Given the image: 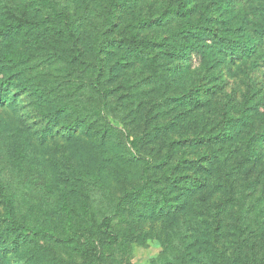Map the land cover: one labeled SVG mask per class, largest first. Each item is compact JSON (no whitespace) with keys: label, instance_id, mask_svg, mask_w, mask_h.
I'll return each instance as SVG.
<instances>
[{"label":"rangeland","instance_id":"1","mask_svg":"<svg viewBox=\"0 0 264 264\" xmlns=\"http://www.w3.org/2000/svg\"><path fill=\"white\" fill-rule=\"evenodd\" d=\"M104 1L0 0V25L20 20L24 26L21 35H13L2 46L26 51L28 57L25 77L13 71L7 82L11 70L5 66V54L0 56L4 97L0 104V180L14 215L58 230L67 228L60 211L71 206L79 234L74 241L76 249H72L74 264L84 260L160 264L162 222L141 221L128 200L113 220L112 228L120 239L117 244L105 240V215L125 190L139 181L134 165L121 167L113 155L106 159L101 133L100 139L93 131L83 133L90 121L83 106H102L100 117L89 122L90 130H111L103 136L111 146L126 150L128 140L138 137L141 156L153 161L164 155L172 158L175 168H156L155 180H163L164 175L207 178L210 185L194 195V206L182 218L214 230L221 226L223 249L235 248L239 257L249 251L248 244L258 252L264 246L255 227L256 216L261 214L264 219V46L253 59L237 65H203L195 56L189 70L175 75L167 69L177 61L167 53L173 52V47L166 43L171 42L169 32L176 20L137 33L140 39L154 41L150 54L154 62L129 55L121 40L126 35L132 37L128 23L135 16L158 17L173 9L177 0H114L118 19L111 31L114 45L102 61L101 70L106 75L101 77V86L108 93L101 97L90 84L94 68L88 63L96 61L97 39L107 13ZM220 2L223 12L232 11L235 21H246L252 30L264 19V0H189L190 17L225 31L228 16H220ZM235 4L240 6L233 11ZM35 80L45 88L43 99L32 87ZM187 94L202 98L204 106L198 108L188 101L178 105L177 98ZM62 106L65 109L58 113L56 109ZM245 107L251 123L247 126L238 121L231 129L233 139L225 137L227 119L242 117ZM47 109L55 113L50 115L53 111ZM77 124V133L71 137L59 134L66 131L64 126L74 128ZM47 126L54 128V136L44 137ZM212 133L218 134L215 143L207 139ZM248 138L253 142L249 149L245 145ZM69 172L75 173L73 189L62 186ZM3 200L0 194L1 211ZM92 230L101 232L102 238ZM90 236L92 241L87 245L85 240ZM41 244V260L69 250L66 246L51 247L44 240ZM261 257L264 254L259 251L257 259ZM0 264L8 263L0 259Z\"/></svg>","mask_w":264,"mask_h":264},{"label":"trees","instance_id":"2","mask_svg":"<svg viewBox=\"0 0 264 264\" xmlns=\"http://www.w3.org/2000/svg\"><path fill=\"white\" fill-rule=\"evenodd\" d=\"M105 9L107 13L104 16V27L101 30L99 36L97 48H96V61L88 63L90 67L94 68L93 80L90 83L97 93H102L101 97H104V92L108 93L106 87L101 86L103 83L101 77L106 75L102 72L103 63L102 61L106 57V53L111 52V31L115 27L118 16L117 7L118 4L114 0H105ZM103 2V5L105 3ZM219 3V2H217ZM221 3V2H220ZM189 0H177L175 7L170 9L168 12L161 14L158 17H147L142 15L135 16L129 21L128 27L130 33L133 32L132 37L126 35L121 40L123 48L129 55H133L139 60L146 62H154L150 54L155 49L154 41L147 40L142 37L138 38L139 31L147 27L152 26H164L170 24L171 20H176V25L169 32V38L171 42L166 43L167 46H172L173 52H167L173 59L177 61L175 66L167 69L175 73V75H181L186 70H189L193 65L194 57H198L200 64L203 65H214V64H229L237 65L246 63L248 60L253 59L260 49L264 46V19L259 23L258 27L253 30L248 27L246 21H235V14L230 11L229 14L222 11V3L219 13L221 17L228 18L225 20L228 28L224 31L223 28L216 29L214 26L208 25L207 22L194 21L190 17L191 9L188 8ZM234 5V4H233ZM240 4H235V7ZM224 19V18H223ZM138 29V30H136ZM24 31L23 23L19 21H4L0 25V56L5 54L4 61L6 67H9L11 73L7 76L12 79L13 71L21 74L22 78L25 75L24 63L26 62L27 53L26 51H17L12 49H6L2 46L3 42L13 35H21ZM254 34L259 35L260 39L256 38ZM171 47V48H172ZM129 51V52H128ZM105 54V55H104ZM162 57V56H161ZM26 58V59H25ZM1 60V57H0ZM161 61V60H160ZM171 65V64H170ZM0 65V69H1ZM97 68V69H96ZM11 80L7 81L10 82ZM6 83V81H1ZM99 83L100 86H96L94 83ZM35 93L40 98H44L43 94L45 88L35 80L32 85ZM186 101L190 102V105L201 107L204 106V101L199 96L192 94L182 95L177 98L178 105H186ZM4 102V97L0 91V104ZM90 117V121H87L88 128L85 132L93 131L95 135L100 139L99 134L101 133V149L104 152L103 155H107L106 159H110V155L118 158L119 165L123 167H136V174L138 176V184L134 185L131 189L125 190L122 198L112 206L111 212L105 215L103 227L107 232L105 240L109 242L112 240L114 243L120 239L119 235L114 233L112 228L113 220L115 216L121 211L123 202L129 201L130 205L134 207V213L143 220H159L162 222L160 236L158 237L160 244L163 248L162 258L160 264H264V258L257 259L259 251L264 254V246L260 250H257L246 245L249 248L246 254L239 257L235 248H229L228 250L223 249V243L221 242L219 230L221 226H218L217 230L213 229V226L202 225L200 222H196L192 219L182 218L186 213L194 206L193 197L195 194L201 192L205 186H209L205 179L197 178L193 179L190 176H179V178L164 175L163 180H155L153 173L156 168L173 166V160L169 155H164L163 158L153 161L146 159L141 156L140 140L138 137L128 140L130 146L126 147V150H122L118 147H113L107 143L105 137L109 129L104 130H90V123L96 120V117H100L102 106H83ZM65 109L62 106L56 109L58 113L60 110ZM53 111V110H45ZM55 111L51 112L53 115ZM47 114V113H45ZM49 115V114H48ZM246 116L248 119H246ZM238 121L240 124L244 123L247 126L251 123L250 115L247 114V107L244 108L242 117L230 116L227 119L228 132L225 137L233 139L234 132L231 129L237 125ZM90 122V123H89ZM79 124L74 128L72 126H64L65 130H61L59 134L64 132L68 136H72L71 133L77 130ZM109 126H107L108 128ZM89 129V130H88ZM108 130V131H107ZM233 130V129H232ZM46 135L44 137L54 136V128L47 126ZM223 134V133H222ZM130 134H127V138ZM209 142L215 143V139H218V134H211L207 137ZM247 149H249L253 142L251 138H248L245 142ZM173 168H175L173 166ZM42 175L39 172L38 177ZM77 175V174H76ZM75 173L69 172L62 183L63 188H71L72 182L74 181ZM85 177V176H84ZM182 177H186L183 178ZM38 179L36 180V182ZM171 189V191L169 190ZM177 192V194H176ZM0 194L4 197V208L0 210V259H5L8 264H74L75 255L72 249H76L74 241L79 238L77 233L76 220L71 211H75L71 206L65 207L60 211V216L64 218L67 228L56 230L54 227L44 226L35 221H23L14 215L12 209L11 199L4 192V186L0 180ZM66 205L68 203H65ZM192 205V206H190ZM190 206V207H189ZM259 214L255 217V227L260 232V235L264 241V219ZM63 226V225H62ZM94 235H98L102 238V233L99 231L92 230ZM109 232V233H108ZM104 233V232H103ZM116 234V235H115ZM92 237L86 238L85 243L91 244ZM47 241L51 247L56 245L66 246V253H58L56 257L48 260H41L40 255L44 246L41 241ZM94 240V239H93ZM117 244V243H115ZM223 249V250H222ZM231 249V250H230ZM247 261V263H246ZM81 264H103L101 261L92 262L84 260Z\"/></svg>","mask_w":264,"mask_h":264}]
</instances>
